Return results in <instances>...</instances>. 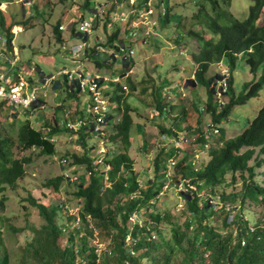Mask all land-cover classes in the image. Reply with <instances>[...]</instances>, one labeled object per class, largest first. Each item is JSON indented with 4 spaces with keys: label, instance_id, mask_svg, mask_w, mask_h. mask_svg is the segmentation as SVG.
Returning <instances> with one entry per match:
<instances>
[{
    "label": "trees",
    "instance_id": "16d2710c",
    "mask_svg": "<svg viewBox=\"0 0 264 264\" xmlns=\"http://www.w3.org/2000/svg\"><path fill=\"white\" fill-rule=\"evenodd\" d=\"M89 1L85 0L82 6L84 9L90 5ZM204 1L208 6L206 3L197 6L196 13L191 16L193 23L187 29L184 28V33L196 44V50L190 55L192 79L187 81L203 87L206 93V102L195 111L200 116L199 124L207 116L204 128L208 134L200 127L194 132L197 144L193 150L200 148L203 151V144L208 143L207 162L200 169H195L192 164H188L187 158H181V161H176L173 169L183 179H171L168 183L166 162L178 157L172 145L169 148L172 149V156L164 164L160 162V156L155 159V175L142 187L133 169L134 161L129 156L133 118L137 110L126 101L130 95L124 94L126 92L123 87L116 83L118 94L113 96L107 90L104 92L109 96L110 104L103 127L109 126L111 131L105 137L110 149L104 154L102 163L93 165L94 159L90 156L93 148H87L81 156L72 154L71 159H61L66 162L60 164L62 169L70 165L84 166L88 174L86 179L78 176V181L74 183L75 190L71 195L78 202L76 215H70L64 204L45 205L28 196L29 205L37 210L42 223L39 227L28 226L31 238L21 247L17 264H264V218L250 228L248 220L243 217L244 205L264 207V180L260 184L257 179V169L264 167V158H259L264 155V103L257 109L254 118L247 121L245 127L234 136L228 137L223 128L227 121L230 122L232 111L244 106L252 98H257L264 85V0H250L251 5L243 21L236 20L229 12L230 0ZM157 3L160 4H155L154 10L158 23L167 29V24L163 23L170 22L173 15H168L163 0ZM150 7L146 4L134 5L127 24L138 19L140 12ZM113 8L107 12L106 19L103 18L105 31L109 20L107 16L113 12ZM91 12L95 18L94 11ZM5 24L0 13V28L6 33V39L11 40L10 28H5ZM58 27L59 23L54 27L55 37L61 41L62 32ZM138 28L128 26L126 34L122 35L121 44H127L130 34H133L134 37L141 35V43L144 45L148 35H145L144 30L137 32ZM73 29V26L69 29L71 36L80 37L75 35ZM118 34L119 30L113 31L106 37L107 45H104L108 47L116 42ZM94 51L95 48L86 50L85 57L92 58ZM239 61L244 62L250 80L244 82L240 91L235 92L232 87L233 71ZM109 62L107 58L104 64ZM223 63L228 69L229 85L225 94L226 101L220 107L215 100V85L220 72L212 76L208 72L213 65ZM104 64L96 62L98 68ZM132 64L129 62L126 68L121 69L123 75ZM128 84L135 91L134 85L129 81ZM150 92L155 96V111L164 122V117L175 106L171 104V110H167L168 104L160 99L158 89L151 88ZM73 95L72 91L70 96ZM1 105L4 106L3 103ZM191 107L193 109L197 106L192 103ZM26 111L29 113L28 109ZM114 112L120 116L118 122H115ZM0 113L4 114L2 110ZM5 117L10 118L8 115ZM186 118L187 110L182 108L174 118V127H178L176 123L179 125L180 121L185 122ZM39 125V129H36L29 120H24L15 132H7L0 127V264H10L3 239L5 222L9 220L4 216L8 201L6 191L15 190L17 183L25 178V169L32 163L33 155L49 157L55 153L51 139L59 130L57 119L53 117L52 123ZM82 127L81 130L77 127L75 132L78 131V139L85 147L84 139L92 135L91 124ZM64 129L59 131H68L66 127ZM175 130L159 126L165 139H176L180 132ZM183 134L186 137L191 135ZM207 135L212 136L209 142ZM100 138L103 140V137ZM27 151H31L29 156H20ZM69 177L64 174L50 177L43 183V187L58 193L61 185H70ZM160 177L164 180L163 184L160 183ZM180 181H185L183 184L186 188L185 193L176 192L184 204L182 212H185L186 217L183 220L172 216L168 210L162 212L156 209L162 188L168 183L167 189L174 190ZM237 184L240 185L238 190L226 191ZM202 190L205 193L200 195ZM210 200L216 204L211 206ZM226 204L234 209L230 223L229 215L224 210ZM210 207L213 209L209 212ZM61 211L67 215L64 224H59ZM217 211L218 219L210 224L209 221ZM76 218L79 219V225L73 227ZM95 240L98 243L93 244ZM104 242L107 245L101 248Z\"/></svg>",
    "mask_w": 264,
    "mask_h": 264
},
{
    "label": "rangeland",
    "instance_id": "374dc122",
    "mask_svg": "<svg viewBox=\"0 0 264 264\" xmlns=\"http://www.w3.org/2000/svg\"><path fill=\"white\" fill-rule=\"evenodd\" d=\"M2 1L3 5L2 7L0 6V13L6 23L5 28H10V37L13 40L12 51L14 55H11L10 59L12 60L16 56L17 60L11 63L10 60L6 62L4 59H0V74L6 73L7 79L11 83L19 81L26 85L29 90L35 91L38 97L42 99V103L35 102L31 105L28 108L29 113L25 109H18L8 115L10 118L5 117L6 114L4 116V114L0 113L1 129L7 132H15L20 122L24 120H29L32 127L39 129V124L52 123L53 117H55L58 121L59 130H65L64 127L68 130L67 132L58 130L56 134H53L51 141L55 145L54 155L49 157L33 155L32 163L25 169V178L17 183L15 190L8 189L6 191L8 201L4 216L9 220L5 222L3 239L10 256V264H17L21 256V247L31 238L28 226L39 227L42 223L37 210L29 205L28 196L45 205L63 206L64 204V207L69 209L70 215H76L78 202L71 195L75 190L74 186L76 184L70 183L67 186L63 184L60 186L59 192L54 193L50 189L44 188L43 183L50 177L63 174L71 177L77 175L86 179L88 174L84 166L70 165L62 169L60 165L61 159L63 157L71 159L72 154L81 156L87 148H93L90 150L91 157L99 153L102 154L97 157H102L110 149L105 141L106 135L111 131L109 126L103 127V141L98 134L92 132L90 138L86 137L84 139L85 147L81 145L78 139L79 133L78 131L75 132L76 123L78 121L82 122L78 127L80 130L83 125L91 124L89 116L92 107L90 95L88 91H78V88L73 86L72 81L66 83L60 72L64 69L72 72L74 79L77 78L75 74L77 70H80L79 72L86 76L92 74L105 77L106 81L103 83L101 92L103 94L102 99L106 105H109L110 102L109 96L104 94L105 90L110 95L115 96L118 94L116 83L126 88L124 91L126 93L124 94L130 95L126 98V101L137 110V114L133 118L134 126L131 130L132 146L129 150V156L134 161L133 169L137 174L138 183L145 187L155 175V159L160 156V162L164 164L166 159L172 156V149L169 148L173 145V139L162 141L163 134L159 131V126L163 125V127L173 130L177 128L178 130L174 132H180L179 135L181 136H184L183 133L194 135V132L199 127L201 129L204 128L207 116H204L199 124L200 116H198L195 109L204 105L206 93L203 87H197L187 81L192 79L193 66L190 61V55L196 50V44L192 43L191 39L184 33V28L187 29L193 23L191 16L196 13L197 6L206 2L204 0H163L168 15H173L170 18V22L163 23L167 24V29L162 25V29L158 33V39L152 42L150 40V43L145 44L144 48L140 41L134 39L133 34H130V40L125 45L133 51V54L131 60L126 64L129 62L133 64L128 68V72L123 75L121 69L126 68V64L123 63L121 56L118 55L113 59L98 49V47L112 48L114 44L106 47V37L109 36L108 33L112 34L113 29L108 32L107 30L105 31L103 18L98 19L100 21L99 24H103V26L88 36L90 49L97 48L92 58H86V52H84V56H79L72 60L70 58V50L72 47L82 43V38L72 37L68 30L61 33V41H58L54 32V27H57L58 23L59 25L62 23L65 25L71 19H77L80 16L85 20L93 19L94 15L91 12L93 5L109 0H90V5L85 9L82 7L85 0H73V2L65 0H62V2L60 0ZM157 1L148 0L146 2V5H151L150 10L147 9L149 12L147 10L144 12V19L146 20H143V22L148 25L143 30L148 32V34L145 33L146 36L148 35L147 37L155 35L152 32L153 29H150V25L156 24L157 26L159 24L157 13L154 10L155 4L156 6L160 4ZM116 4L119 6V14H121L119 16H122L126 21V19H129L137 2L129 1L128 3L120 2ZM127 4L129 7H127ZM205 5L208 6V3ZM250 5V0H230L228 10L236 20L243 21L247 16ZM180 18L181 22H179ZM27 20L28 22L26 23ZM138 20L142 19L138 18ZM117 23H114L111 28L116 29L117 26H121L120 23ZM75 28L77 29V26ZM126 28L127 26L123 25V30H121L123 35ZM4 35L6 33L0 28V36ZM117 37L122 39L120 34ZM107 58L110 62L104 64ZM96 62H103L104 66L98 68ZM223 67L227 68L225 63L213 65L208 74L211 76L215 75ZM51 77L53 80L45 83V79ZM249 78L250 74L244 62L239 61L233 71L232 87L234 91H240L244 82L250 80ZM110 81L113 83L111 84ZM128 81L134 85L135 91L130 89ZM151 88L158 89L160 99L168 104L167 110L170 109L171 104L175 106L170 111V114L164 117V122L155 111V96L151 94ZM72 91L75 95L70 96ZM215 100L217 99L215 98ZM225 101L226 98L224 97L222 102ZM192 103L197 107L192 109ZM262 103H264V85L257 98H252L244 106L237 107L232 111L230 122L227 121V124L223 125L227 136H234L240 129L244 128L247 121L254 118L257 109ZM182 108L187 110V118L183 123L180 121L179 125L176 123L178 127H174L176 122L174 118L179 115ZM0 110L5 111V106L0 104ZM114 115L116 117L115 122H118L120 116L116 112H114ZM204 131L208 134V130L204 128ZM211 139L212 136L207 135V142ZM195 148V146L187 145L181 150L176 161H181L180 159L184 157L188 159V164L194 162V165L200 169L207 162L208 154L207 151H202L200 148L194 154L193 149ZM31 151L24 152L20 156H29ZM259 158L262 160L264 155H260ZM159 171L161 172L160 169ZM263 172V166L257 169V179L260 184H263ZM169 174L172 175L173 180L179 181L183 179L181 174H175L174 169L170 170ZM160 178V183L163 184L164 180L162 177ZM239 186L237 184L234 188L230 187L226 191L238 190ZM161 192L162 195L157 201L156 209L162 212L168 210L172 216L180 217L182 220L185 219L186 214L182 212L184 204L177 195L176 190H166L164 187ZM217 192L220 193L219 189H217ZM204 193V190L200 191V195ZM244 208L243 217L244 220H248V227L251 228L253 224L264 218V207H246L244 205ZM212 209L210 207L208 211L210 212ZM218 213V211L214 213L213 218L209 221L210 224H213L218 219ZM141 214L140 212V217ZM66 216L65 212L61 211L59 224L65 223ZM97 239L100 241V238L97 237ZM98 241L92 242L96 244ZM103 241L101 240V242ZM128 243L129 240H127ZM106 245V242L101 243V248Z\"/></svg>",
    "mask_w": 264,
    "mask_h": 264
},
{
    "label": "built area",
    "instance_id": "2783aa9c",
    "mask_svg": "<svg viewBox=\"0 0 264 264\" xmlns=\"http://www.w3.org/2000/svg\"><path fill=\"white\" fill-rule=\"evenodd\" d=\"M67 1H73V0H67ZM129 1H135V0H123L122 2H129ZM116 3H120V1L118 0H109V1H103L101 3H95L93 5L92 10L94 11V13L96 14V16H98V19L100 18H105L107 12L111 11V7L113 8L114 4V8H113V12L110 13V15L107 16L108 23H107V32L110 31L109 29L111 27H113L114 23L119 22L120 25L123 27V25H129L130 27H136V23L134 22V20L130 23L127 24L128 20L126 19V21L122 18V16H119L121 14H119V6H117ZM2 0H0V6L2 7ZM0 7V9H1ZM150 10V9H149ZM149 10H147V12H149ZM96 16L95 18L91 19V20H85L82 16H80L77 19H71L69 23L67 24H62L59 25L58 30L60 32L63 31H68L71 26L74 27V33L75 35H78L82 38V43H80L77 46H74L71 48V55L70 58L72 60H75V58L79 57V56H84V52H86V50L90 49V43L88 42V36L91 35L92 33H94L96 30H98L100 27L103 26V24H99L100 21H96ZM139 18H141V24H144L145 27L147 28L146 23L143 22L144 19V12H140V16ZM103 19V20H104ZM121 19V20H120ZM117 23V24H119ZM77 24V25H76ZM77 26V29L75 28ZM144 27V28H145ZM146 34H148L147 31H144ZM113 33V32H112ZM121 36L123 35L122 32L119 33ZM145 34V35H146ZM108 35L110 36L111 34L108 33ZM112 45V44H111ZM11 47V48H9ZM12 47H13V40H7L5 35L4 36H0V59H4L6 62L7 60H10L11 63H14L17 60V57L14 56L13 59H10L11 55H14V52L12 51ZM97 49V48H96ZM98 49L102 52V53H106L109 55L110 58H115L116 56L120 55L123 63L127 62L132 54L133 51L131 49H128V47H126V45H122L121 44V38L117 37L116 42H114L113 47L112 48H100L98 47ZM116 51V53H115ZM80 71V70H79ZM78 70L75 71V74L77 75V78L74 79L73 73L69 72L67 70H62L60 72V74L65 78L66 82H70L72 81L73 86L78 88V91H88L89 95H90V100H91V111L89 112V116L91 118L90 122H91V130L93 133L98 134L99 137L104 134L103 132V124L105 122V117L107 116V108L109 105H106V103L103 101L102 99V88H103V83L106 81L102 76H96V75H92V74H88L87 76L82 74V72H79ZM219 78L216 82L215 85V98L217 99V103H219L220 107L223 105V98L225 97V94L227 92L228 89V69L223 67L221 68V71L219 73ZM53 78H46L45 79V83H47L48 81H52ZM115 81V79H114ZM14 82V81H13ZM13 82L11 83L9 79H7L6 73L0 74V104L3 103V105L5 106L6 110L2 111L4 114L6 115H11L13 112H16L18 109H25L27 110L31 105H33L35 102H41V99L38 97V95L36 94L35 91L33 90H29V88L24 85L23 83H20L19 81L16 82L15 84H13ZM87 87V88H85ZM123 89L125 90V87H123ZM43 97H45L43 95ZM82 124L81 121H78L76 123V128L79 127ZM162 141L165 140V137H162ZM102 140V139H101ZM103 141V140H102ZM103 144V142H101ZM197 144V140L195 136H190V137H186V136H181L178 134L176 139H173V146L174 148L177 150V155L180 154L181 150L183 148H185L187 145H191V146H196ZM209 144L208 143H204L203 144V151H207L209 149ZM196 152V151H194ZM102 153L99 154H95L92 159H94L93 161V165H99L102 163L103 160V156L102 157H97L100 156ZM196 157V155H195ZM176 158H170L167 160L166 162V178L169 179V182H171L172 179V175L169 174L170 170H173V168L176 166ZM66 162L64 160L60 161V164H65ZM192 166L196 169L198 168L197 166L194 165V162L192 163ZM70 178V183L74 184L75 182L78 181V176H74V177H69ZM185 181H180L177 182L174 190H176V192H186V188L184 187V183ZM168 183L164 186L166 188V190H168ZM108 186V184H107ZM163 187V188H164ZM162 188V189H163ZM191 188V187H189ZM162 195V192H160L159 196ZM154 203V202H152ZM209 203L212 205H215L216 202L213 200H210ZM181 208V207H179ZM224 210L228 213L229 218H228V223L232 222L233 220V216H234V209L233 207H231L230 205H225ZM79 219L76 218L75 221L73 222V227H77L79 225ZM243 244V243H242Z\"/></svg>",
    "mask_w": 264,
    "mask_h": 264
},
{
    "label": "crops",
    "instance_id": "0c3cea01",
    "mask_svg": "<svg viewBox=\"0 0 264 264\" xmlns=\"http://www.w3.org/2000/svg\"><path fill=\"white\" fill-rule=\"evenodd\" d=\"M144 3V0L141 2V4H143ZM134 22L136 23V27H139L138 29V31L137 32H139L140 30L141 31H143V29H144V27H145V25L144 24H141V21L140 20H138V19H136V20H134ZM63 24V23H62ZM62 24H60V25H62ZM129 25H127V27H128ZM152 26V24L150 25V27ZM130 27V26H129ZM141 28V29H140ZM111 29H113V31L114 30H119V32H121V30H123V27H119V26H117L116 27V29L115 28H110L109 30H111ZM152 29V28H151ZM161 29H162V25L161 24H157V27L155 28H153V30H152V32L155 34L153 37H148V39L146 40V43L144 42L143 44V48H144V46H145V44H149L150 42H152V41H155L156 39H158V33H160V31H161ZM63 32H67V31H63ZM69 32H70V30H69ZM151 32V33H152ZM125 33V32H124ZM126 34V33H125ZM157 34V35H156ZM138 37H134V39H136L137 41H140V43H141V35H137ZM140 36V37H139ZM151 40V41H150ZM150 41V42H149ZM142 44V43H141ZM2 68V67H1ZM209 73V72H208ZM209 75V74H208ZM59 86V85H58ZM56 88V87H55ZM40 104L42 103V99H41V102H39ZM44 103V102H43Z\"/></svg>",
    "mask_w": 264,
    "mask_h": 264
},
{
    "label": "clouds",
    "instance_id": "9594fccd",
    "mask_svg": "<svg viewBox=\"0 0 264 264\" xmlns=\"http://www.w3.org/2000/svg\"><path fill=\"white\" fill-rule=\"evenodd\" d=\"M65 1H67V0H65ZM143 0H135V2H137L138 4H140V5H144V4H146V2L148 1H145L143 4H141V2H142ZM69 2H71V1H69ZM2 4H3V1H2ZM92 10V9H91Z\"/></svg>",
    "mask_w": 264,
    "mask_h": 264
}]
</instances>
